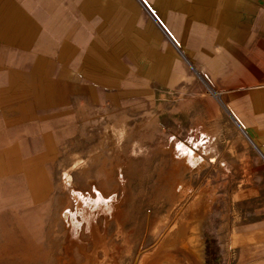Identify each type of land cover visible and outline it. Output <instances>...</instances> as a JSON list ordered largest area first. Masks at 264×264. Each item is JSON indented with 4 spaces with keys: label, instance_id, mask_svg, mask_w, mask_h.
<instances>
[{
    "label": "crops",
    "instance_id": "crops-1",
    "mask_svg": "<svg viewBox=\"0 0 264 264\" xmlns=\"http://www.w3.org/2000/svg\"><path fill=\"white\" fill-rule=\"evenodd\" d=\"M119 117L226 126L222 255L264 264V0H0V224Z\"/></svg>",
    "mask_w": 264,
    "mask_h": 264
},
{
    "label": "rangeland",
    "instance_id": "rangeland-1",
    "mask_svg": "<svg viewBox=\"0 0 264 264\" xmlns=\"http://www.w3.org/2000/svg\"><path fill=\"white\" fill-rule=\"evenodd\" d=\"M194 121L119 117L88 135L55 167L48 213L6 215L0 264H226V126L205 142Z\"/></svg>",
    "mask_w": 264,
    "mask_h": 264
}]
</instances>
